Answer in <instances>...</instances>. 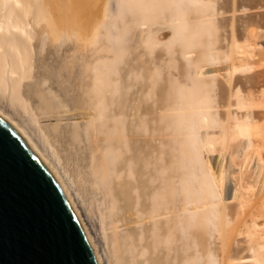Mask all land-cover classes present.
I'll use <instances>...</instances> for the list:
<instances>
[{
  "label": "rangeland",
  "instance_id": "374dc122",
  "mask_svg": "<svg viewBox=\"0 0 264 264\" xmlns=\"http://www.w3.org/2000/svg\"><path fill=\"white\" fill-rule=\"evenodd\" d=\"M213 2L215 10L208 14L197 12L183 4L182 0H152L153 6L157 5L155 11H147V4L141 6L137 2L127 11L113 9L105 19L101 18L103 23L95 35L97 38L92 37V40L96 39L93 44L90 43L91 38L80 40L72 31L54 28L50 13L55 12L49 3L45 8L48 12L44 13L40 22V32L31 21L33 32L30 30V34L33 35L28 48L33 50L30 52L27 49L31 57H28L29 67L25 70L23 81L17 83L20 85L18 89L15 85L19 96L15 99L17 97L18 100L12 99L15 90L14 95L9 93L10 100L8 92L5 93L6 88L0 93V97L5 98L6 95V101L1 97L0 103L5 105L8 100V106L12 105V101L19 106H16L17 109L15 105L10 108L6 105L5 109L12 112L17 109L15 117L23 118L18 116L23 111L26 116L29 114L24 116L25 123L33 120L31 123L35 125L31 126V130L32 127L37 128H33L39 131L34 130L35 134H38L41 144L48 145L49 148L46 145L43 148L50 152L46 151L49 157L54 155V159L50 158L56 162V168L60 167L57 170L65 182L68 181L77 204H82L83 212H88L90 219L97 223L105 222L108 204L99 191V184L93 183L94 175L90 171L93 170L92 155L96 154V144L100 145V142L105 147L106 136L108 141L112 138L110 142L116 139L113 142L123 147H120L123 160L133 146L140 144L138 165L144 169L142 172L154 170L157 195L163 205L167 203L173 210L170 232L159 240L160 247L147 264H220L222 252L229 245L232 246L227 264H241L251 259L249 246L254 245L256 240L263 242L259 236L255 235L259 239L255 240L254 234L233 227L238 214L237 200L231 204L227 202L230 208L228 206L225 211L226 217L229 216L226 219L232 224L230 226L226 221V227L234 229L228 231L226 227L221 228L219 189L212 184L209 167L214 175L219 165L225 176L228 173L227 180L230 179V182L225 180L222 187L224 198L228 197V187L233 192L238 188L235 178L242 156L236 151L240 149V140L235 139L232 129L229 131L227 127L230 125L233 128L236 119L247 114L239 111L240 91L247 94L246 91L252 89L255 94L264 93V0ZM164 29L168 30L164 32L165 37L171 35L173 40L168 45L153 46L154 39ZM237 48L253 49L259 58L253 63L239 61L242 63L238 64L236 61L235 65H229L228 59ZM207 66L211 67L210 74L213 76L199 79L200 69ZM102 72H105V83ZM231 72L232 77L229 75ZM229 76L232 86L229 85ZM109 80L118 84L122 93L120 100L116 101L111 96ZM117 103L120 108L115 109L116 112L123 106L127 113L124 122L120 118L123 113H117L115 118L111 115L115 114L112 109ZM134 107L136 110H133ZM100 113L104 123L99 120ZM258 113L263 114L264 110ZM206 121L210 122L208 128ZM21 122H24L23 119ZM260 124L264 125V118ZM226 130L229 134L225 133ZM150 139H153L152 143ZM110 142L113 148L118 147ZM255 145L262 144L255 141ZM51 150L55 153L52 154ZM143 150L150 154L149 162L148 154H144ZM228 169L232 175L227 172ZM126 170L122 171L123 182L130 181ZM143 177L142 194H139L143 197L140 199L145 200L144 190L150 180ZM122 187L117 186L119 190L115 188V192L121 193L125 190V186ZM182 208L186 209L185 213ZM183 214L186 215L185 230L181 219ZM262 223L263 220L258 222ZM221 229L227 230V234ZM155 231L153 228L152 234ZM221 231L227 239L228 232L236 239L230 237L228 242L231 238L234 240L226 243ZM240 232L243 233L241 236ZM251 262L246 260L243 263L253 264Z\"/></svg>",
  "mask_w": 264,
  "mask_h": 264
},
{
  "label": "bare ground",
  "instance_id": "6f19581e",
  "mask_svg": "<svg viewBox=\"0 0 264 264\" xmlns=\"http://www.w3.org/2000/svg\"><path fill=\"white\" fill-rule=\"evenodd\" d=\"M135 2H137L141 6L147 4L146 6L147 11L156 10L155 7L157 5L153 6L152 0H120V1L118 0H0V93L5 88L7 89V91L5 90V93L8 92L7 94H9L10 92L12 93L15 92L19 88L18 86H20L18 85L19 82L23 81V79L25 78V70H27L26 68L29 67L28 57L29 59L31 58L30 54L28 55V51H27V49L29 50L28 45L29 43H31L32 40L31 34L33 35V33L30 34V30L32 27L31 21H34L35 27L38 28L40 32L41 31L40 22L42 21V18H44L43 16L48 12V11L46 12L47 9L45 8L47 7V5H49V3L54 8V12H55V13H50V18L54 28H57L58 30L65 29V31L67 30L72 31L77 35V37L80 40L86 41V39L91 38L90 43H92L93 40L96 41V39L94 38H97V36L95 35H97L99 27L103 23V21L101 22V18L105 19L108 13L113 9L114 10L124 9L127 11V9H129V7L132 6V4H134ZM115 3H116V9L114 8ZM182 3L187 6L189 5L190 7H192L193 9H195L197 12L200 13L208 14L210 11L215 10V4L213 0H182ZM101 12H102V17L100 16ZM165 31L168 30L164 29L158 33L157 37L153 41L154 43L153 46L159 44L168 45L169 43H171L173 38L171 35L165 37V33H164ZM31 32H33V29L31 30ZM183 34L184 32L181 33V35ZM92 37H94L93 40ZM176 40L177 39H175L174 41ZM31 46L32 45H30V47ZM32 50L33 48L29 51L31 52ZM257 58L259 57L255 55L253 49L249 51L248 49L237 48L236 50H233L232 54L230 55L228 59V64L233 66L235 65L234 63L236 61H238V64L242 63V62L240 63L239 61H244V63L245 61L246 62L250 61V63H253V61ZM232 66L230 68L233 69ZM210 69H211L210 66L202 67L197 77L199 79H205L209 76H213L210 74L211 72ZM252 69L253 68H251V70ZM234 70L236 71V68ZM237 70L239 69L237 68ZM105 72H102V77H103L102 81L104 83L106 79V78L104 79ZM229 75L231 76L232 72ZM230 76H229L230 79L229 85L232 86L233 81L231 83L232 76L231 77ZM234 77L233 80L235 79ZM111 81L109 80V84L111 85V86L109 85V87H112L111 91L109 90L110 94L112 93L111 96L114 97L116 101L117 99L120 100V97H122L120 88L118 87L116 81L115 82L114 81L111 82ZM16 84H17V89L15 86ZM17 92L18 91L15 92L16 93L15 95L13 93L14 95V97L12 98L13 101L18 100L17 97L19 96ZM246 93L247 94H244L243 92L240 91V93L238 94L239 99L241 100V103L239 104L240 106L238 107L240 108L239 110L240 112L247 114L245 116L241 115L240 117H238L235 121V125L233 128L230 127V125L228 124L229 122L227 123V125H229L227 127V130L230 131V129H232L231 133L234 135V138L240 140V149L238 148L236 153L239 156H242V159L240 161V166L238 169V175H237L238 177L237 176L236 178L234 177L236 186H238V188L234 189L233 192V190L229 191V187H228L227 190L228 197L224 198L225 195H222L223 194L222 187L225 186L224 183L225 180L226 182L230 180V179L227 180V175H228L227 172L230 173L229 169L227 172L225 171L227 173L225 176L224 170H222V167L219 165L218 168L220 169L218 171V168H216L217 173L216 175H214V173L212 172L213 169L211 170V168L209 167V174L212 177V184L219 189L218 193L220 195L221 208H222L220 210L222 213L220 215L222 222L220 223L222 226L221 228L223 227L225 228L229 223L228 220L226 219L229 217V216L226 217V212H227L226 208L229 206L227 205V202L228 203L230 202L231 204V202L234 203V201L237 200L238 214H237L236 222L234 223L235 226L233 227H235V229L238 231L240 230V231H244L245 233H252V235L254 234L253 236L257 235L259 236V239L261 238L263 241V242L261 241L257 242L256 239H258V237L255 236L254 239L256 240V243L255 241H253V244L254 243L255 244L254 245L251 244V246H249V251L251 252V259H246V260H251L253 264H264V125L260 124V121L264 118V113L263 114L258 113L260 110H264V93L255 94L254 91H252V89L246 91ZM10 94L7 95L8 99ZM13 95H11V97ZM15 96H17L16 99ZM1 97L3 96L1 95ZM5 99H6V95L5 98L3 97V100ZM3 100L1 99V101ZM13 101L11 103L16 107L17 105ZM7 103L5 105L2 102L0 103L1 104L0 116L6 119L8 122H10L16 128H18L25 136L28 144L46 159L50 167V170L56 176L57 181L59 182L63 192L66 194L69 203L71 204L73 210L75 211L78 219L85 227L92 242V245L98 253L100 264H147L149 260L154 258L157 249L160 247L159 240H162V236L169 234L170 232L171 229L170 223L172 220L171 216L173 210L170 209L167 203L163 205V203L161 202L162 200L159 198V195H157L159 193L157 190L158 189L157 175L156 173H154V170L153 169L145 170V172H142V170L144 171V169L139 167L138 160L140 159V157L138 159V154H140L139 153L141 149L140 144L135 147L133 146L132 147L133 149L129 151V154L127 155L125 160H123L122 155L124 154L121 153V149H120L122 145L120 146L119 144H115L116 139L113 140L115 142L113 141L110 142L112 138H110V140L108 141L107 138L108 136H106L105 139L107 145L104 142V145H106L105 147L102 146L103 143L101 145V143L99 142L100 145H98V143L96 142L97 143L96 144L97 146H95L96 154L94 153L95 151L92 152L94 153L93 154L94 157L92 155V158L94 159V165L92 168L93 170L90 171H92V174L94 175L93 177L95 181L93 183L95 184L97 183V185L99 184V187L98 186L97 187L100 189L99 191L102 192V195L104 196V199H106L108 204L106 208V220L102 219L105 222L97 223L95 220L90 219V217L87 214L88 212H86L87 215L83 212L84 208H81L82 206L81 203H80L81 205L77 204L75 198L71 194L69 184H67L68 183L67 179H66L67 182H65V179H63L64 177L62 178L61 176L62 174L60 175L59 173V169L57 170V168L60 167L56 168L55 165L56 162L54 163V161L51 160V158L54 159V155H52L53 157L50 156L51 158L47 155L50 152L46 150L48 151V153H46L45 149L43 148L45 147L44 145H46V143L44 145L41 144L40 142L41 140H39V138L37 137L38 134H35L37 132L35 129L37 128L32 127V130L33 128H35L34 130L36 131L35 132L33 130L34 132H32L31 126L35 125V123L33 124L31 123V121L33 120L29 121L30 124L29 122L25 123L26 119L24 118V116L28 117L29 114L27 113L28 115L26 116L25 112L23 111L24 115L23 112L22 114L20 113L21 115H18L19 117L20 116L23 117L20 118L21 119L20 120L19 118L15 117L16 115L15 110L19 109L17 108L19 106L16 107L17 109L14 108V112H12L11 109L10 110L5 109ZM10 106L7 105V108H10ZM118 108H120L119 103L115 104V108L112 109V111L113 110L115 111V114L113 113L111 115H114L115 118L117 116V113H120V115L121 113H123L120 116V118L124 122V117H126L127 113L124 111L123 106L119 110V112H116L115 109ZM133 110H136V107H134ZM18 111L21 112V110ZM101 113L102 115L105 114V112L104 113L101 112ZM101 113L99 115V120L102 122L103 119L101 120V118L103 117ZM22 119L24 122H21ZM205 124H206V128H208L210 122L206 121ZM137 128H135V130ZM227 130L225 131V133L229 134ZM91 131L95 132L94 130ZM88 132L90 131L88 130ZM224 137L225 140L229 141V139H226V135H224ZM227 137L229 138V135H227ZM92 139H94V137ZM96 139L98 140V138ZM138 140L141 141L140 138H138ZM255 141H260L262 145L256 146ZM108 142H110L111 145L112 143L115 144V146L118 145V147L116 146L115 148H113L112 146L109 145ZM122 142H120V144H122ZM152 142L153 139L151 140V143ZM90 144L93 145V142H91ZM223 144H224V140H223ZM227 144L228 143H226V145ZM46 147H48V145H46ZM95 147L93 149H95ZM50 149L52 148L50 147ZM51 151L52 154L55 153L53 152V150ZM143 153L148 154L145 153V151ZM149 160H150V154H148V162ZM222 163H224V161ZM254 167L255 169H253ZM124 169L128 170L129 174L126 175L127 176L130 175L129 176L130 181H128L129 180L128 179L127 180L128 182H123L122 171ZM126 171L125 173H127ZM230 175L232 174L230 173ZM143 176H145V178L150 180L148 186L146 185V190H144L145 200L140 199L143 197H141V195L139 194L142 192L140 191V188L142 187V183H144L142 181ZM126 179L127 177L125 178V180ZM122 182L124 183L123 185L125 186V190H123L121 193L115 192V188L117 189V186L119 187L123 186L120 185ZM72 184L73 183H71V186H73ZM122 188L124 189V187ZM122 188L120 189L122 190ZM242 190H244L243 192L246 195V197L245 195H243V192H241ZM120 199L122 205H120ZM205 203H208V201H205ZM228 208H230V206ZM185 211L186 209L182 208V212L185 213ZM208 211H211V209H208ZM181 219L183 222L182 224L183 230H185L186 215L183 214L181 216ZM260 220H263V223L261 225L258 224ZM226 221L228 222L227 224ZM229 225L232 226L231 222L229 223ZM153 228L154 230L156 229V231L153 232L152 234ZM226 228L229 231L231 230L232 227L231 228L226 227ZM225 231L227 232V230ZM225 231H223V233ZM226 232L225 234H227ZM234 233H236L235 230ZM225 234H223V240L225 241L227 240L226 243L228 242V239H230V237H234V239H236V237L230 235L229 232H228L229 238L227 239L226 238L227 235L225 237ZM242 234L240 232V236ZM184 237H185V233L183 234V238ZM232 239L233 238H231V241ZM223 244L225 243L223 242ZM230 246L232 245H229L227 249H225L226 247L224 248L222 247L225 250L224 252H222L223 255L221 256L220 264H227V258L228 255L230 254L229 251L231 250ZM246 260L245 261L242 260V261L246 262ZM243 262L241 264H245Z\"/></svg>",
  "mask_w": 264,
  "mask_h": 264
},
{
  "label": "water",
  "instance_id": "95a60500",
  "mask_svg": "<svg viewBox=\"0 0 264 264\" xmlns=\"http://www.w3.org/2000/svg\"><path fill=\"white\" fill-rule=\"evenodd\" d=\"M0 264H100L46 159L1 116Z\"/></svg>",
  "mask_w": 264,
  "mask_h": 264
}]
</instances>
